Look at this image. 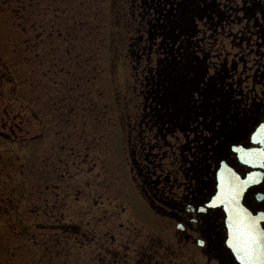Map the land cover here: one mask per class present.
<instances>
[{
    "label": "rangeland",
    "instance_id": "rangeland-1",
    "mask_svg": "<svg viewBox=\"0 0 264 264\" xmlns=\"http://www.w3.org/2000/svg\"><path fill=\"white\" fill-rule=\"evenodd\" d=\"M117 1L0 0V132L9 134L1 125L17 114L38 116L23 126L29 134L0 138L1 264H120L128 250L148 259L155 241L160 264L196 263L180 252L170 259L175 223L157 219L140 192L146 174L171 166L175 140L140 136L136 119H126L128 109L142 112L149 69L163 56L154 46L139 60L146 24L136 19L124 31L140 12ZM216 1L224 10L243 3ZM228 26L237 40L213 42L209 62L237 63L244 78L249 45L239 50L243 28Z\"/></svg>",
    "mask_w": 264,
    "mask_h": 264
},
{
    "label": "flooded vegetation",
    "instance_id": "flooded-vegetation-1",
    "mask_svg": "<svg viewBox=\"0 0 264 264\" xmlns=\"http://www.w3.org/2000/svg\"><path fill=\"white\" fill-rule=\"evenodd\" d=\"M166 1L160 11H155L159 14L156 23L148 22L151 30L165 32H156L149 38V53L139 60L158 51L163 57L149 69L150 75L145 80L147 90L141 92L145 100L142 112L136 117V113L128 110L126 119H136L140 136L152 131L156 140H175L170 146L176 157L168 155L171 166L161 169L156 178L146 174L140 192L157 219L175 223L170 259L177 260L180 252L181 258L187 257L195 264L199 263L195 261L197 256L204 264H246L232 246L235 230H230L233 222L223 207H219V194L233 175L240 179L241 188L244 182L247 187L243 204L251 211L245 219L249 217L248 223L259 225L260 241L264 242V156L260 155L264 153V143L260 142L264 140L261 131L264 129V0H256V4L248 7L249 19L243 11L226 19L230 17H226V10L216 0L203 8L186 0L179 4V0ZM241 1L239 8L243 9L247 1ZM233 25L243 28L238 48L242 50V45H249L245 57L253 63L250 75L244 78L241 74L240 78L237 76V63L228 69V60L217 67L209 62L214 52L213 42L237 38L226 29ZM208 38L211 40L204 42ZM143 41L142 35L140 44ZM240 62L242 66L245 63V73L250 62ZM248 82L251 88L243 86ZM25 116L17 114L5 121L1 127L8 128L9 134L0 132V138L14 140L15 135L24 132L23 126L26 123L30 126L34 118ZM25 132L29 134L28 130ZM245 153L252 155L242 159ZM134 165L141 176L139 164L135 161ZM243 223L247 222L243 220ZM150 250L148 259L145 251L143 256L138 253L134 257L128 250L120 264H160L157 262L161 256L160 242L155 241ZM254 258L251 264H264V249L261 260L258 256ZM3 264L15 262L8 260ZM109 264L119 261L114 258Z\"/></svg>",
    "mask_w": 264,
    "mask_h": 264
},
{
    "label": "trees",
    "instance_id": "trees-1",
    "mask_svg": "<svg viewBox=\"0 0 264 264\" xmlns=\"http://www.w3.org/2000/svg\"><path fill=\"white\" fill-rule=\"evenodd\" d=\"M183 1L184 0H179L178 4L183 2ZM186 1L189 2L190 4H194V6H199L201 8L205 7V5H213V2H214L211 0L210 1L209 0H186ZM246 1H247V4L244 3L243 6L241 7L243 9L239 8L240 5L237 7H235L234 5L229 7V9H227L225 11V15H226V17L229 16L230 18H226V19H231V17L238 16L239 11H243V14L245 15V17H247V19H249L250 13L248 11L249 10L248 7L256 4L255 3L256 0H246ZM167 3H168V1H166V0H123L122 2H121V0H118L116 2L117 8L118 7H126V4H128L129 7L127 9H128V11H130L128 13L133 17L137 14V12H140L139 18L134 17L135 23L128 24L125 22V25L123 28H124V31H125V29H128V31H130L132 29V27H134V25L136 24V21H137L136 19L140 20L142 23L144 22V24L147 25V26L146 25L144 26V29L146 30V34L143 35V36L147 37L144 40V43H146V45H141L142 46L141 50L142 51L146 50V53H144V54L149 53L150 39L153 37V34H155L156 32L164 34V32H165L164 30H159V29H156V30L152 29L151 30L148 22L156 23L157 19H155V18L158 17L159 14L158 13L155 14V11H160L161 8H163L162 6H164ZM194 6H192V7H194ZM134 11H135V13H134ZM240 13H242V12H240ZM124 15H122V17H121L122 20H124L126 18ZM243 21H245V20L243 19ZM119 26H122V25L120 24ZM150 32H151V34H150ZM165 36L167 37L166 33H165ZM136 40L140 41L141 36H137ZM25 43L29 44V41H26ZM141 43H143V42H141ZM142 51H141V53H143ZM157 91H158V88H157Z\"/></svg>",
    "mask_w": 264,
    "mask_h": 264
},
{
    "label": "snow or ice",
    "instance_id": "snow-or-ice-1",
    "mask_svg": "<svg viewBox=\"0 0 264 264\" xmlns=\"http://www.w3.org/2000/svg\"><path fill=\"white\" fill-rule=\"evenodd\" d=\"M261 131L264 132V129ZM260 142L264 143V140H261ZM236 150L243 152L242 149ZM248 155L252 154L245 153L244 156H242V159ZM260 155L264 156V153H261ZM228 195L231 199H235L237 196H239V191H230ZM260 235L261 234L257 232L254 222L243 224H241L239 221L237 222L232 246L237 250V253L242 257V259L245 260L246 264H251L258 248L261 246V241L259 238Z\"/></svg>",
    "mask_w": 264,
    "mask_h": 264
},
{
    "label": "water",
    "instance_id": "water-1",
    "mask_svg": "<svg viewBox=\"0 0 264 264\" xmlns=\"http://www.w3.org/2000/svg\"><path fill=\"white\" fill-rule=\"evenodd\" d=\"M224 187L221 193L223 196L220 198L222 201L219 203V207H223L227 216L230 218L233 224L236 223V225H233L230 228V230H235L237 227V222L239 221L240 223H242V221L245 220V217L247 216V214H250V212L243 206L242 202L239 199H236V198L231 199L229 197L228 193L231 191L228 188L229 185H224ZM263 249H264V242H261V246L260 248H258L256 252V255L260 258V260H261V253Z\"/></svg>",
    "mask_w": 264,
    "mask_h": 264
},
{
    "label": "bare ground",
    "instance_id": "bare-ground-1",
    "mask_svg": "<svg viewBox=\"0 0 264 264\" xmlns=\"http://www.w3.org/2000/svg\"><path fill=\"white\" fill-rule=\"evenodd\" d=\"M229 177L231 178V175H229ZM256 227V229H257V232L260 234V227H259V225L258 226H255ZM260 238V237H259Z\"/></svg>",
    "mask_w": 264,
    "mask_h": 264
}]
</instances>
